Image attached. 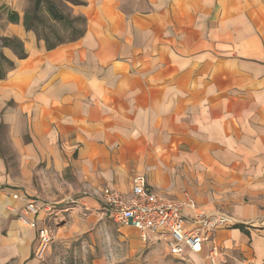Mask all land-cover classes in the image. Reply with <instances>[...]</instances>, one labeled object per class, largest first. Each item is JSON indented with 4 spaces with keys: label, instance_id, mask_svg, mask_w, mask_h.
Returning <instances> with one entry per match:
<instances>
[{
    "label": "crops",
    "instance_id": "1",
    "mask_svg": "<svg viewBox=\"0 0 264 264\" xmlns=\"http://www.w3.org/2000/svg\"><path fill=\"white\" fill-rule=\"evenodd\" d=\"M80 2L78 40L47 50L11 24L26 58L2 49L14 67L0 80V264H38L13 193L38 223L58 209L66 233L106 237L104 254L142 243L156 264H211L215 244L221 264H264V0ZM139 175L185 220L193 206L231 225L182 258L116 230L98 194L128 195Z\"/></svg>",
    "mask_w": 264,
    "mask_h": 264
},
{
    "label": "built area",
    "instance_id": "2",
    "mask_svg": "<svg viewBox=\"0 0 264 264\" xmlns=\"http://www.w3.org/2000/svg\"><path fill=\"white\" fill-rule=\"evenodd\" d=\"M13 200H24L19 221L30 229L37 230V256L42 255L51 241V231L43 223L38 224L37 216L41 208L32 199L13 193ZM101 212L116 226L130 228L139 233L140 240L147 245L152 239L163 243L172 257L182 258L184 249L192 254L201 252L203 244L211 243L212 238L220 229L231 225V219L222 213L204 215L196 212L191 219L185 220L181 214L182 205L153 191L142 175L132 179L128 195L103 188L98 194ZM45 219L51 215V209H44ZM220 251L218 246L211 244L207 258L211 264L218 262Z\"/></svg>",
    "mask_w": 264,
    "mask_h": 264
},
{
    "label": "rangeland",
    "instance_id": "3",
    "mask_svg": "<svg viewBox=\"0 0 264 264\" xmlns=\"http://www.w3.org/2000/svg\"><path fill=\"white\" fill-rule=\"evenodd\" d=\"M37 0H0V37H9V29L11 23L8 21V16L11 13H16L19 17V23L17 26L22 25V19L24 15L31 16V11L34 7V3ZM41 2V11L39 17L42 19V24H37L36 34L30 31H26L23 27L26 38L31 37L42 38V34L49 37L51 42H68L70 41L75 32L83 29L84 23L81 19V12L77 6H73L64 0H39ZM81 1V0H78ZM45 2H51L63 16L72 20V26L61 22H54L50 19L45 9ZM31 28V21H30ZM37 39V38H36ZM12 161V159L7 160ZM256 199L258 206L261 210H264V192H260ZM70 201V200H69ZM73 204L69 203L68 209L72 208ZM51 209V215L44 218L38 224H45L51 231V241L46 247L42 255L37 256L36 250L38 242L35 243L33 257L38 261V264H156L157 260L154 257L147 256V247H143L142 243L138 245V251L130 250L126 252H120L117 249V253L104 254L103 250L108 246V241L105 238L94 239L92 241L89 234L71 235L63 231V228L68 229L69 221L71 220L68 214L64 216L60 215V210ZM62 216V217H61ZM19 220V215L16 217ZM109 222L115 227L116 230L126 231L130 233H139L130 228H121L116 226L110 219ZM116 245L119 241H115ZM153 249L161 248L160 245H152Z\"/></svg>",
    "mask_w": 264,
    "mask_h": 264
},
{
    "label": "trees",
    "instance_id": "4",
    "mask_svg": "<svg viewBox=\"0 0 264 264\" xmlns=\"http://www.w3.org/2000/svg\"><path fill=\"white\" fill-rule=\"evenodd\" d=\"M65 2L73 5V6H83L84 4L81 3L78 0H64ZM45 9L46 13L50 17V19L54 22H61L65 23L67 25L72 26V20H70L68 17L63 16L61 12L51 3V2H45ZM41 11V2L37 0L34 3V7L31 11V16L24 15L22 19V25L25 28V30L28 32L31 30V32L35 33L37 32V24H42L43 21L39 17V13ZM84 23V27L82 30L75 32L73 38L65 43L74 42L81 38L85 32V19L80 17ZM8 21L11 24H18L19 23V17L16 13H11L8 16ZM30 21H31V28H30ZM42 38L40 39L39 36H37L38 41H43L45 43V47L47 50H52L56 48L57 46H60L62 44H65L64 42H51L49 37L45 34H42ZM10 49L14 52V54L17 56L18 59L23 60L26 58V55L24 54L23 50V44L21 41H19L17 38L12 37H0V80L5 79L7 73L13 69L14 65L11 61H9L3 54L2 49Z\"/></svg>",
    "mask_w": 264,
    "mask_h": 264
}]
</instances>
